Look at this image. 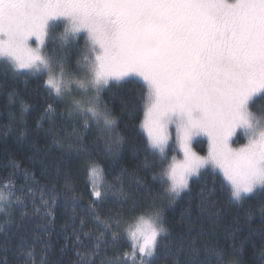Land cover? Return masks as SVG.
Masks as SVG:
<instances>
[{
    "label": "snow or ice",
    "instance_id": "obj_1",
    "mask_svg": "<svg viewBox=\"0 0 264 264\" xmlns=\"http://www.w3.org/2000/svg\"><path fill=\"white\" fill-rule=\"evenodd\" d=\"M72 50L75 67L69 63ZM0 62L14 75L42 81L51 101L46 113L63 105L74 122L75 140L67 146L77 154L90 155L83 134L95 131L106 154L119 156L124 137L102 93L110 81L126 79L137 88L129 115L143 110L140 128L146 137L137 151L163 191L140 214L134 201L128 211L121 207L104 219L96 215L98 235L83 232L81 220L85 239L76 235V244L91 240L92 247L87 259L77 249V264H94L91 257L102 247L120 245L123 253L109 264H156L171 235L158 200L175 203L189 190L190 178L203 175L201 169L219 170V190L231 200L264 191V104L255 107L264 101V0H0ZM137 78L143 86L136 85ZM241 136L247 142L234 147ZM198 137L207 138L205 156L193 151ZM176 147L182 159H169ZM87 166L94 204L109 194L127 202L123 171L116 187L100 181L95 161ZM13 198L23 203L14 185L0 182V213L7 215ZM195 245L188 242L191 256L183 264H213L212 257L214 264H241L226 260L232 254L213 245H205V258L198 259ZM184 247L176 248L177 256ZM17 251L24 264H35V251L26 242ZM40 264H48L46 255Z\"/></svg>",
    "mask_w": 264,
    "mask_h": 264
},
{
    "label": "trees",
    "instance_id": "obj_2",
    "mask_svg": "<svg viewBox=\"0 0 264 264\" xmlns=\"http://www.w3.org/2000/svg\"><path fill=\"white\" fill-rule=\"evenodd\" d=\"M76 59L72 50L69 55L72 67ZM136 85L143 83L136 80ZM136 91L126 80L110 82L102 93L118 118L117 131L124 137L119 156L113 159L106 154L104 141L97 139L95 131L83 134L82 143L90 155L77 154L67 146L75 140L74 122L67 118L63 105L54 104L55 112L46 113L51 101L42 81L14 75L0 62V182L14 185L16 196L23 200L21 204L13 198L11 209L6 207L7 215L0 213V264H24V256L17 251L24 242L27 248L34 249L35 264H40L45 255L48 264H77V249L87 259L92 241L86 246L76 244V235L82 239H85L83 232L98 235L96 215L104 219L121 207L128 211L134 201L136 214H140L139 210L163 191L152 179L153 170L144 167L143 154L137 151L146 137L140 128L143 110L129 115V102ZM261 104L264 101L258 100L255 107L258 109ZM61 113L65 115L62 117ZM200 141L196 148L204 153L205 141ZM238 143H243L242 136ZM89 160L99 165L100 181L106 184L119 187L116 178L123 171V187L129 194L126 203L118 202L111 194L104 201L93 203L96 198L91 195ZM201 173L200 177L190 179L189 190L175 203L168 205L166 200H158V206L165 205L164 218L171 235L161 245L156 264H173L174 260L183 264L191 256L187 247L191 240L196 241L200 251L198 259L205 258V245H213L232 254L226 260L264 264V191L257 190L237 202L219 190L222 174L216 170L213 173L211 168L202 169ZM181 243L185 245L184 251L177 256L176 248ZM165 244L172 250L168 251ZM45 245H48L46 254ZM123 251V245L102 247L91 260L94 264H100L101 260L109 264ZM212 261L214 264L215 257Z\"/></svg>",
    "mask_w": 264,
    "mask_h": 264
},
{
    "label": "rangeland",
    "instance_id": "obj_3",
    "mask_svg": "<svg viewBox=\"0 0 264 264\" xmlns=\"http://www.w3.org/2000/svg\"><path fill=\"white\" fill-rule=\"evenodd\" d=\"M59 31H63V28L61 27L59 29ZM79 44L82 46L83 45V40H80L79 41ZM74 52H76L75 50H73ZM136 80L142 82L141 80H139V78H137ZM126 81V79L124 80ZM112 82V81H110ZM143 83V82H142ZM144 118V117H143ZM143 131V130H142ZM243 137V136H242ZM200 141V140H204V144H205V147H204V153H200L196 147H199L200 145L196 142V141ZM247 141L243 138V143H246ZM170 143L174 144V141H170ZM243 143H238V144H235L233 145L234 147H239V146H242ZM193 151H196L199 155H202V156H205L207 155V151H208V142H207V138L206 137H198L196 138V140L193 141ZM171 155H176L178 159H182V153L179 152V149L178 147H176L175 151L172 152ZM202 170V169H201ZM216 171L219 172V170L217 169ZM220 173V172H219ZM193 178V177H192ZM191 179V178H190ZM190 181V180H189ZM250 195V194H249Z\"/></svg>",
    "mask_w": 264,
    "mask_h": 264
}]
</instances>
